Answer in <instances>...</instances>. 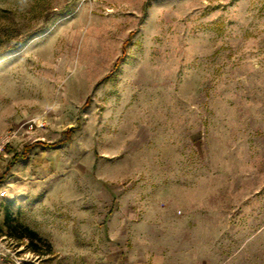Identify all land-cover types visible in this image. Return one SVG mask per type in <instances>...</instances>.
<instances>
[{"label":"rangeland","instance_id":"obj_1","mask_svg":"<svg viewBox=\"0 0 264 264\" xmlns=\"http://www.w3.org/2000/svg\"><path fill=\"white\" fill-rule=\"evenodd\" d=\"M2 189L0 264H264V0H0Z\"/></svg>","mask_w":264,"mask_h":264},{"label":"crops","instance_id":"obj_2","mask_svg":"<svg viewBox=\"0 0 264 264\" xmlns=\"http://www.w3.org/2000/svg\"><path fill=\"white\" fill-rule=\"evenodd\" d=\"M171 240H175V234H172ZM149 239V238H148ZM150 246V244H149ZM171 246H167L166 249L155 248L149 249L142 257H133L130 258L127 264H176V250L170 249ZM175 255V258H174ZM117 264H126L123 259H119Z\"/></svg>","mask_w":264,"mask_h":264},{"label":"built area","instance_id":"obj_3","mask_svg":"<svg viewBox=\"0 0 264 264\" xmlns=\"http://www.w3.org/2000/svg\"><path fill=\"white\" fill-rule=\"evenodd\" d=\"M36 121L37 120H35V119H30L27 122V128L32 129L33 125L36 124ZM4 196H6V190L2 189V190H0V199L3 198Z\"/></svg>","mask_w":264,"mask_h":264},{"label":"trees","instance_id":"obj_4","mask_svg":"<svg viewBox=\"0 0 264 264\" xmlns=\"http://www.w3.org/2000/svg\"><path fill=\"white\" fill-rule=\"evenodd\" d=\"M52 147H56L55 144H50V146H48V148H52Z\"/></svg>","mask_w":264,"mask_h":264}]
</instances>
